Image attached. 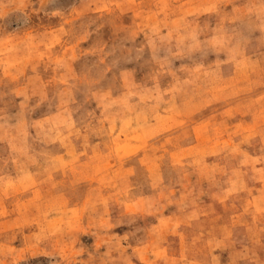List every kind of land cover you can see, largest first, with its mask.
I'll return each instance as SVG.
<instances>
[{"label":"rangeland","instance_id":"374dc122","mask_svg":"<svg viewBox=\"0 0 264 264\" xmlns=\"http://www.w3.org/2000/svg\"><path fill=\"white\" fill-rule=\"evenodd\" d=\"M0 264H264V0H0Z\"/></svg>","mask_w":264,"mask_h":264}]
</instances>
